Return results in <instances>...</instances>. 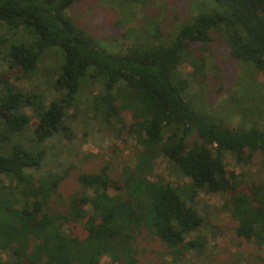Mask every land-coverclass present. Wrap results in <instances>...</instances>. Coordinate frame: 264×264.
Segmentation results:
<instances>
[{"label":"trees","instance_id":"1","mask_svg":"<svg viewBox=\"0 0 264 264\" xmlns=\"http://www.w3.org/2000/svg\"><path fill=\"white\" fill-rule=\"evenodd\" d=\"M74 1L0 0V56L22 78L49 77L56 93L44 102L42 91H21L0 73V264H102L103 256L111 264H141L146 237L155 240L154 255L169 257L163 264H197L192 259H201L207 245L198 233L200 192L223 196L237 249H264V120L251 108L236 126L213 121L186 98L189 81L178 75L186 48L210 42L211 32L233 58L264 75V0H213L212 10L196 12L170 44L153 34L112 47L74 24L67 12ZM259 99L260 114L264 83ZM77 107L104 119L124 147L113 143L108 160L77 174L64 191L75 164L46 169L44 143L71 138L66 118ZM129 139L131 155L121 161ZM161 156L190 183L156 173ZM227 156L243 176L227 169ZM241 253L231 264H243ZM262 254L256 264L264 263Z\"/></svg>","mask_w":264,"mask_h":264},{"label":"rangeland","instance_id":"2","mask_svg":"<svg viewBox=\"0 0 264 264\" xmlns=\"http://www.w3.org/2000/svg\"><path fill=\"white\" fill-rule=\"evenodd\" d=\"M140 1H143L144 5L137 6L139 0L134 2L133 0H75L67 12L74 24L96 39L107 41L112 47L132 44L141 39L146 40L153 34L162 44H170L179 29L192 21L196 12L208 13L215 5L213 0ZM211 36L212 40L208 43L189 45L181 58L183 61L179 66L178 75L189 81L186 98L191 100L194 108L206 112L213 121L218 123L236 126L241 121L242 110L251 108L256 110L255 119L262 122L264 110L259 114L257 109L263 105L259 98L264 75L251 62L233 58L221 35L211 32ZM201 58L204 59L202 68L200 67ZM190 61L195 65L193 66ZM0 73H4L5 77L21 91L32 88L42 91L44 102H48L56 94L49 77L22 78V70L9 67L5 56H0ZM89 86L93 91L97 84L91 83ZM24 110L31 114L29 108ZM124 120L130 122L127 115H124ZM66 123L71 138L67 135L65 137L56 135L45 142L44 146L50 149L46 169L61 172L71 164H75L71 175L62 182V189L69 191L75 184L77 174L96 169L102 160L106 161L110 158L109 149L113 143L118 142L119 147H124V144L116 141L113 130L104 119H95L87 108H69ZM133 144L134 140L129 139L121 155V161L130 157ZM225 161L228 170L243 176L242 167L233 158L227 156ZM244 169L248 173L249 170L251 173L261 170L260 167L256 170V166L248 168L245 166ZM155 172L163 174L172 183L178 182L179 185L190 183L189 179L179 175L171 162L163 156L157 159ZM222 204L223 196L219 194L204 192L198 194L195 205L198 212L204 216V223L198 233L204 235L207 245L206 254L201 259H192L193 262L231 264L236 262V253L242 250L239 254L241 263H258L264 249H250L245 244L238 249L234 246L231 230L235 221L222 208ZM70 229L77 235L84 234L78 225L72 224ZM194 235H188L186 239L189 240ZM140 244L139 248L146 250L144 253L140 251L141 264L149 261L163 264L162 259H169L168 256L159 257L152 253L151 249L157 246L155 240L146 237L144 241L140 240ZM206 255L209 257L208 260ZM101 262L111 264L106 256L101 257ZM260 264L264 263L260 262Z\"/></svg>","mask_w":264,"mask_h":264}]
</instances>
